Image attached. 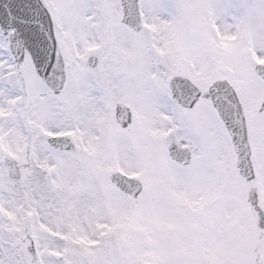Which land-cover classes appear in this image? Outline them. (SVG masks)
Masks as SVG:
<instances>
[{
    "label": "snow or ice",
    "instance_id": "1",
    "mask_svg": "<svg viewBox=\"0 0 264 264\" xmlns=\"http://www.w3.org/2000/svg\"><path fill=\"white\" fill-rule=\"evenodd\" d=\"M0 264H264V0H0Z\"/></svg>",
    "mask_w": 264,
    "mask_h": 264
}]
</instances>
